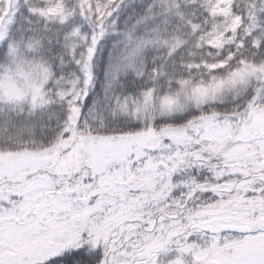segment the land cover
I'll return each mask as SVG.
<instances>
[{
  "label": "snow or ice",
  "instance_id": "6c2138e0",
  "mask_svg": "<svg viewBox=\"0 0 264 264\" xmlns=\"http://www.w3.org/2000/svg\"><path fill=\"white\" fill-rule=\"evenodd\" d=\"M0 264H264V0H0Z\"/></svg>",
  "mask_w": 264,
  "mask_h": 264
}]
</instances>
